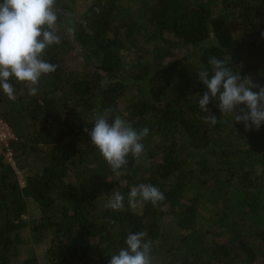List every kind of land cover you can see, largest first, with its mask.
I'll return each instance as SVG.
<instances>
[{"label": "trees", "instance_id": "trees-1", "mask_svg": "<svg viewBox=\"0 0 264 264\" xmlns=\"http://www.w3.org/2000/svg\"><path fill=\"white\" fill-rule=\"evenodd\" d=\"M73 4L57 0L62 39L43 58L58 67L41 77L37 95L15 80V99L0 90L25 180L0 157V264L36 263L19 261L27 227L45 245L46 264H108L139 231L153 241L152 264H264V124L246 130L234 113L221 115L218 101L208 105L217 123H206L197 76L202 67L211 75L216 57L264 85V0H85L79 12ZM185 45L198 46L194 58L161 63ZM105 109L109 120L149 129L146 154L139 163L129 155L127 175L111 171L84 131ZM141 183L165 199L129 207L128 192ZM116 189L120 211L105 207ZM28 201L40 212L30 225Z\"/></svg>", "mask_w": 264, "mask_h": 264}, {"label": "clouds", "instance_id": "clouds-1", "mask_svg": "<svg viewBox=\"0 0 264 264\" xmlns=\"http://www.w3.org/2000/svg\"><path fill=\"white\" fill-rule=\"evenodd\" d=\"M56 4L57 0H0V90L9 99H15L13 80L29 85L28 95L35 96L41 77L54 73L58 67L43 58L50 46L60 42L56 33ZM95 11L99 14L100 9ZM261 36L264 37V32ZM208 63L211 75L203 67L197 75L207 89L198 100L199 110L208 114L202 119L212 125L217 123V116L210 113L208 105L218 101L222 116L234 113V121L243 122L246 130H259L264 124V85L253 83L250 76H241L239 71L234 73L216 57H211ZM111 113L112 109L96 113L91 129L85 128L84 131L111 171L119 177L127 175L129 155L139 163L146 154L141 141L147 137L149 129L144 127L138 131L120 115L109 120ZM124 199L116 189L105 207L113 211L123 210ZM127 199L129 207L134 209L138 199L156 205L165 196L158 187L141 183L130 189ZM146 235L144 231L130 232L125 240L126 246L111 255L108 264H152L153 241H145Z\"/></svg>", "mask_w": 264, "mask_h": 264}, {"label": "rangeland", "instance_id": "rangeland-1", "mask_svg": "<svg viewBox=\"0 0 264 264\" xmlns=\"http://www.w3.org/2000/svg\"><path fill=\"white\" fill-rule=\"evenodd\" d=\"M90 1V0H86V3ZM76 11H81L82 8L85 5V0H74V4ZM58 28L60 30L58 36L60 39L61 38V34L62 30H63V26L62 25H58ZM61 41V40H60ZM71 41V39H70ZM128 51V52H127ZM125 51V58L133 59L135 58V55L132 54V52H130L129 50ZM198 51V46L195 45H185L182 46L181 48H174L172 50L171 56L166 57L164 59H162L161 63L162 64H167L169 63L172 59L174 58H178L180 56H191L190 58H194L197 54ZM137 54V52H136ZM147 61H151L152 57L150 55L146 56ZM74 61V62H73ZM78 58H72L70 60L71 63L76 64L78 62ZM157 65V64H155ZM19 171V170H18ZM18 179L21 181H25L23 179V173L21 171H19V174L17 173ZM39 209L37 207V205L33 202V201H28L27 202V208H26V212L24 213V219L27 221L28 225L31 224L32 220L39 215ZM166 221H171L172 218L171 216H167L165 218ZM25 243L21 246V254L19 256V261L23 260V259H27L31 256H34L36 258V263L35 264H46L47 260H46V256H45V252H46V247L43 243H35L33 241L30 240V235H29V229L28 227L25 229ZM13 264H18L17 262H14Z\"/></svg>", "mask_w": 264, "mask_h": 264}, {"label": "built area", "instance_id": "built-area-1", "mask_svg": "<svg viewBox=\"0 0 264 264\" xmlns=\"http://www.w3.org/2000/svg\"><path fill=\"white\" fill-rule=\"evenodd\" d=\"M13 139H15V135L9 124L0 116V157L4 158V160L15 169L16 174H19L13 159V151L10 146ZM19 182L21 185L24 184L23 180H19Z\"/></svg>", "mask_w": 264, "mask_h": 264}]
</instances>
